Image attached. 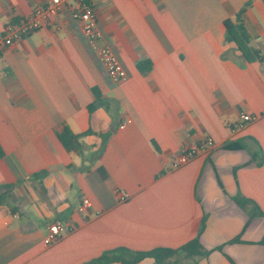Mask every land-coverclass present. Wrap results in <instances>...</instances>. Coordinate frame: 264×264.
<instances>
[{"label":"crops","instance_id":"0c3cea01","mask_svg":"<svg viewBox=\"0 0 264 264\" xmlns=\"http://www.w3.org/2000/svg\"><path fill=\"white\" fill-rule=\"evenodd\" d=\"M49 1L0 0V38ZM91 2L125 82L109 78L73 1L0 46V264H87L120 248H179L204 217L201 243L213 251L198 264H264V161L252 157L264 159V63L247 61L224 25L246 7L252 46L264 55L263 0ZM142 61L151 62L147 73ZM65 129L79 136L71 150L60 140ZM207 138L213 148L174 168ZM229 143L244 149H224ZM238 195L263 216L251 218ZM85 198L91 206L81 213ZM57 222L63 236L46 246ZM240 235L243 243H228Z\"/></svg>","mask_w":264,"mask_h":264},{"label":"trees","instance_id":"16d2710c","mask_svg":"<svg viewBox=\"0 0 264 264\" xmlns=\"http://www.w3.org/2000/svg\"><path fill=\"white\" fill-rule=\"evenodd\" d=\"M264 2V0H263ZM246 7L243 8L236 16L235 20L227 19L224 22L226 27V41L233 42L237 45L238 50L242 53L243 57L249 62L258 61L264 63V55L260 49L254 48L252 46V37L245 26L243 15L245 13ZM138 68L141 72L147 73L151 68L150 61H142L138 64ZM79 136L74 135L70 130L65 129L63 133L60 134V140L63 145L71 150L74 143L77 142ZM226 150H242L244 146L240 143H229L224 146ZM3 152L0 149V156ZM253 160L260 157V161L257 165L263 164V155L260 153H255L252 155ZM97 174L102 177L104 174L102 168L97 170ZM161 173V175H163ZM102 177V178H103ZM235 202L242 208H246L248 205H252L253 208L250 211L251 218L263 216V212L260 207L243 197L238 195L234 198ZM207 219L203 218L201 223V228L199 234L194 239L190 240L183 246L179 248H167L158 247L148 251H132L126 248H120L113 251H108L99 256L98 258L90 261L87 264H112V263H122V264H138L144 260H152L154 264H198L196 258L208 257L213 250H206L201 243L200 236L206 228ZM229 244L243 243L242 236H238L228 242ZM264 244V239L261 242ZM216 250L221 251L222 247L216 248ZM192 261V262H190Z\"/></svg>","mask_w":264,"mask_h":264},{"label":"built area","instance_id":"2783aa9c","mask_svg":"<svg viewBox=\"0 0 264 264\" xmlns=\"http://www.w3.org/2000/svg\"><path fill=\"white\" fill-rule=\"evenodd\" d=\"M70 1L75 2V6L72 10L73 19L81 24L84 37L97 52L109 78L115 84L125 82L128 78V74L116 52L110 46L102 44L103 34L97 22L95 6L91 0H50L45 6L35 8L33 14L28 18L9 23L0 38V46H12L28 37L41 27V18L46 14L57 15L61 11L62 6ZM242 119L243 122H251L253 118L249 115H245ZM213 147V140L207 138L200 145L186 149L177 157L174 168H180L188 164L200 154L207 153ZM90 206V200L85 198L82 201L79 211L82 213ZM65 229L66 226L63 222L50 225L44 238L45 245L51 246L58 242L62 238Z\"/></svg>","mask_w":264,"mask_h":264}]
</instances>
